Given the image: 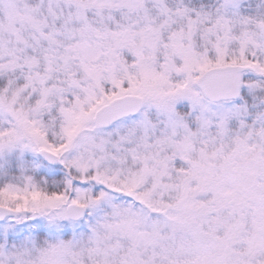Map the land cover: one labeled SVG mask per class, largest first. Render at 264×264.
<instances>
[{"label":"snow or ice","instance_id":"snow-or-ice-1","mask_svg":"<svg viewBox=\"0 0 264 264\" xmlns=\"http://www.w3.org/2000/svg\"><path fill=\"white\" fill-rule=\"evenodd\" d=\"M0 264H264V0H0Z\"/></svg>","mask_w":264,"mask_h":264}]
</instances>
